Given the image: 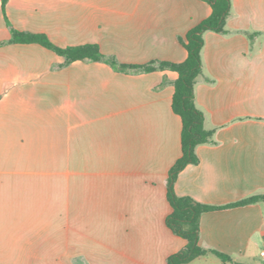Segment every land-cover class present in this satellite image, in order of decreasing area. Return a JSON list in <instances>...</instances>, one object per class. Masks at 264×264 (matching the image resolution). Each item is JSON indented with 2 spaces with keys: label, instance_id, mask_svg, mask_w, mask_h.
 I'll use <instances>...</instances> for the list:
<instances>
[{
  "label": "crops",
  "instance_id": "0c3cea01",
  "mask_svg": "<svg viewBox=\"0 0 264 264\" xmlns=\"http://www.w3.org/2000/svg\"><path fill=\"white\" fill-rule=\"evenodd\" d=\"M210 12L203 0H8L4 11L0 0V264H167L185 245L165 222L181 154L177 72L64 64L40 44L9 42L11 30L94 43L119 63L180 62L179 38ZM225 28L203 33L194 89L212 141L174 183L218 206L264 195V0H231ZM198 241L256 264L264 197L203 212Z\"/></svg>",
  "mask_w": 264,
  "mask_h": 264
},
{
  "label": "trees",
  "instance_id": "16d2710c",
  "mask_svg": "<svg viewBox=\"0 0 264 264\" xmlns=\"http://www.w3.org/2000/svg\"><path fill=\"white\" fill-rule=\"evenodd\" d=\"M8 0H1L4 11ZM211 7L210 14L191 27L179 41L187 51L186 58L180 62L152 60L144 64H125L117 62L113 57H106L99 46L94 43L61 47L55 45L43 33H32L11 30L13 43H37L52 50L64 58V64L75 60L106 61L119 69L153 71L169 69L177 72L178 76L173 83L171 99L172 111L180 117L181 154L168 171L167 200L171 207L166 217L167 227L176 235L185 240V245L167 258V264H189L194 259L210 252L223 263L247 264L233 262L225 253L214 249H205L199 245V217L203 212L232 206L254 203L264 195H252L226 205H210L196 201L190 196H179L174 191V183L178 173L189 164H196L198 157L195 147L212 141L213 130L204 127V114L195 104V83L202 72L201 49L204 44L203 33L207 30L226 33V18L231 8V0H203ZM253 35H251L252 37Z\"/></svg>",
  "mask_w": 264,
  "mask_h": 264
},
{
  "label": "rangeland",
  "instance_id": "374dc122",
  "mask_svg": "<svg viewBox=\"0 0 264 264\" xmlns=\"http://www.w3.org/2000/svg\"><path fill=\"white\" fill-rule=\"evenodd\" d=\"M253 259L256 264H264V257H261L260 255H258V253L254 255ZM196 264H218V258L214 256H210L209 260L206 263H202L201 261H196Z\"/></svg>",
  "mask_w": 264,
  "mask_h": 264
},
{
  "label": "built area",
  "instance_id": "2783aa9c",
  "mask_svg": "<svg viewBox=\"0 0 264 264\" xmlns=\"http://www.w3.org/2000/svg\"><path fill=\"white\" fill-rule=\"evenodd\" d=\"M259 255H260L261 257H264V243H263L262 246H261V249H260Z\"/></svg>",
  "mask_w": 264,
  "mask_h": 264
}]
</instances>
